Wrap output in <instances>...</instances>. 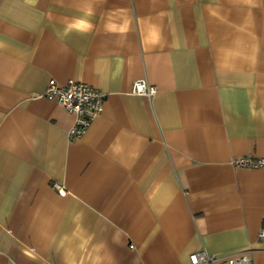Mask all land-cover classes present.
Listing matches in <instances>:
<instances>
[{"label":"crops","instance_id":"crops-1","mask_svg":"<svg viewBox=\"0 0 264 264\" xmlns=\"http://www.w3.org/2000/svg\"><path fill=\"white\" fill-rule=\"evenodd\" d=\"M49 80L104 94L81 137ZM240 158L264 159V0H0V264H264Z\"/></svg>","mask_w":264,"mask_h":264},{"label":"built area","instance_id":"built-area-1","mask_svg":"<svg viewBox=\"0 0 264 264\" xmlns=\"http://www.w3.org/2000/svg\"><path fill=\"white\" fill-rule=\"evenodd\" d=\"M132 92L151 97L156 89L144 80H139L133 84ZM42 96L48 101L57 102L65 112L74 116L75 123L68 133L70 139L79 138L86 132L92 120L101 113L105 100L104 94L99 90L73 80H68L63 86H59L54 80H49ZM233 164L237 167L264 169V159L240 158L234 160ZM54 187L59 194H64L61 188ZM258 238L264 239V227L259 232ZM189 264H253V262L250 251L216 257L201 250L189 256Z\"/></svg>","mask_w":264,"mask_h":264}]
</instances>
